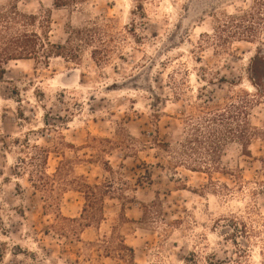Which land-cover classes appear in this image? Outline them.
<instances>
[{"label": "rangeland", "instance_id": "1", "mask_svg": "<svg viewBox=\"0 0 264 264\" xmlns=\"http://www.w3.org/2000/svg\"><path fill=\"white\" fill-rule=\"evenodd\" d=\"M251 3L77 0L55 8L52 0H0V10L36 15L19 30L54 44L70 28L99 29L76 59L0 67V264H264V142L252 138L249 154L225 145L211 177L172 165L156 143L179 142L195 107L232 92L254 96L250 123L264 124V34L212 40L218 18ZM43 157L46 173L59 168L70 182L48 210L30 181ZM78 176L114 190L104 196L103 220L84 228L81 241L44 231L54 212L81 213ZM111 234L133 254L121 260L86 245Z\"/></svg>", "mask_w": 264, "mask_h": 264}, {"label": "trees", "instance_id": "2", "mask_svg": "<svg viewBox=\"0 0 264 264\" xmlns=\"http://www.w3.org/2000/svg\"><path fill=\"white\" fill-rule=\"evenodd\" d=\"M76 1L52 0V4L55 8H63L75 4ZM35 17L34 14H26L18 10L15 5L0 10V67L13 59L48 60L50 57L76 59L81 46L89 45L94 41L92 33L99 34L98 27L94 26L70 28L65 42L54 44L49 41L46 34L42 36L33 29L17 28L18 25L33 26ZM216 21L215 27L212 28V40L216 44L227 45L232 40L252 41L264 34V0H252L247 10L238 14H223L222 18ZM96 53V51L92 52L93 59H98ZM261 58L260 54L250 58L253 78L258 77L253 64ZM255 101L254 96L238 91L228 94L221 103L212 100L203 102L202 105L195 107L194 113L186 117L184 134L179 142L174 145L168 142L156 143L172 159V165L203 172L211 177L213 172L222 169L220 158L225 145L237 143L243 153L249 154L248 147L252 138L264 142V124L256 127L251 125L249 120V110ZM40 150L42 155H45L46 151L43 148ZM259 161L264 173V155ZM44 163L43 157L40 159L35 180L30 181L33 188L41 192L43 208L48 210L57 207V194L64 191L70 182L63 178L59 168L52 174L46 173ZM106 171L112 173L110 167ZM74 181L77 184L75 191L84 199L81 213L78 217H67L61 215L59 211L54 212L52 222L44 226V231L49 230L59 237L81 241L79 233L84 228L103 220L104 196L114 195V190L112 192V188L107 183L90 184L82 176L75 177ZM93 244L105 254L108 253V257L112 253L119 259L125 260L126 255L133 254L132 249L124 243L119 234L103 236L97 239V242L86 243L88 246Z\"/></svg>", "mask_w": 264, "mask_h": 264}, {"label": "bare ground", "instance_id": "3", "mask_svg": "<svg viewBox=\"0 0 264 264\" xmlns=\"http://www.w3.org/2000/svg\"><path fill=\"white\" fill-rule=\"evenodd\" d=\"M24 60L26 61L27 59H16V60H14L13 62L17 64V63H19V62H21V61H24ZM17 65H18V64H17ZM19 66H20V65H19Z\"/></svg>", "mask_w": 264, "mask_h": 264}]
</instances>
